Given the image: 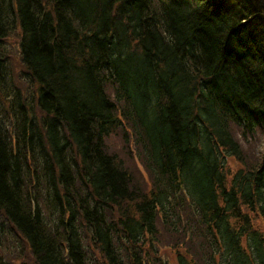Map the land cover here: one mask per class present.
<instances>
[{
	"label": "trees",
	"instance_id": "obj_1",
	"mask_svg": "<svg viewBox=\"0 0 264 264\" xmlns=\"http://www.w3.org/2000/svg\"><path fill=\"white\" fill-rule=\"evenodd\" d=\"M180 226L173 264H264V0H0V264H168Z\"/></svg>",
	"mask_w": 264,
	"mask_h": 264
},
{
	"label": "rangeland",
	"instance_id": "obj_2",
	"mask_svg": "<svg viewBox=\"0 0 264 264\" xmlns=\"http://www.w3.org/2000/svg\"><path fill=\"white\" fill-rule=\"evenodd\" d=\"M10 42H11L10 44H7V47H8V49H13V58H12L13 60H12V65H13V69H14V71H15V74L17 75V73H18L19 70H20L19 55H18V52L16 51V49H17V44H16V42H15L14 39L10 40ZM15 79H17V77H16ZM16 83H17V85H18L20 88L22 87L21 81L16 80ZM7 86H8V84L5 86L4 89H7ZM29 94H30V89H28V87H26V97H28ZM107 142H108V145H109L110 147H112V148H116V149H119V150H121L122 147H123V145H124V140H123L121 134H119V133H117V134H112V135L108 138ZM129 146H130V148L133 146V141H132V140L130 141ZM126 152H127V151H124L123 154H126ZM133 153L136 155V150H134ZM137 154H138V153H137ZM131 160L135 162V168H134V171H135V172H140V171L142 170V168H141V164H140L141 161H140L138 158H137V160H136L135 157H133ZM229 165H230L233 169H236V168L238 167V165L235 164L234 162H230ZM191 209H192V208H191ZM192 210H193V209H192ZM257 217H259V216H257ZM185 218H187V217H184L183 219H185ZM182 226H183V225H182ZM178 227H179V225H178ZM180 228H182L183 232H185V233L179 232V234H181L182 236H181V235H177V234H173V235H171V237H172V239H171V240H172V243H171L170 246L165 245V243H164V239H165V237H163L164 233L161 234V243H160V245H159V246H160V253H161V255H162V256L168 261V264H173V263H175L177 250H178V249H181V246H180V247H179L178 245L175 246V244H173V243H175L176 241H179V240L183 239V236H184L185 238H190V239H191V235H192V233L194 232V230H193L192 232H190V229H191L190 226H187V227H185V228H183V227L180 226ZM262 228H263V227H262ZM263 229H264V228H263ZM195 234H197V233L195 232ZM188 241H190V240L187 239L186 242H188ZM182 252H184V251L182 250Z\"/></svg>",
	"mask_w": 264,
	"mask_h": 264
},
{
	"label": "water",
	"instance_id": "obj_3",
	"mask_svg": "<svg viewBox=\"0 0 264 264\" xmlns=\"http://www.w3.org/2000/svg\"><path fill=\"white\" fill-rule=\"evenodd\" d=\"M192 261H193V260H192ZM193 264H197V263L193 262Z\"/></svg>",
	"mask_w": 264,
	"mask_h": 264
}]
</instances>
